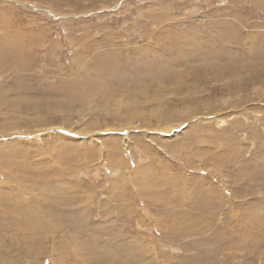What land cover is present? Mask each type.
Segmentation results:
<instances>
[{
    "label": "rangeland",
    "instance_id": "1",
    "mask_svg": "<svg viewBox=\"0 0 264 264\" xmlns=\"http://www.w3.org/2000/svg\"><path fill=\"white\" fill-rule=\"evenodd\" d=\"M0 264H264V0H0Z\"/></svg>",
    "mask_w": 264,
    "mask_h": 264
},
{
    "label": "bare ground",
    "instance_id": "2",
    "mask_svg": "<svg viewBox=\"0 0 264 264\" xmlns=\"http://www.w3.org/2000/svg\"><path fill=\"white\" fill-rule=\"evenodd\" d=\"M84 103V102H83Z\"/></svg>",
    "mask_w": 264,
    "mask_h": 264
}]
</instances>
